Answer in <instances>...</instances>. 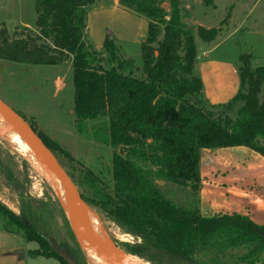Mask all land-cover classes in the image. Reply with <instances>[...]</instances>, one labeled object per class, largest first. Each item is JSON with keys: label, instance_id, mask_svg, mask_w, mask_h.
<instances>
[{"label": "trees", "instance_id": "1", "mask_svg": "<svg viewBox=\"0 0 264 264\" xmlns=\"http://www.w3.org/2000/svg\"><path fill=\"white\" fill-rule=\"evenodd\" d=\"M98 1L103 0H36L37 38L43 42H0L5 61L35 67L70 62L78 132L113 149L112 185L89 171L85 187L94 195L81 193L83 200L135 238L126 251L147 263L264 264V226L239 214L205 217L198 199L204 151L247 147L264 157V66L252 69L248 57L242 59L237 96L210 105L195 34L182 21L181 0H167V21L157 6L165 0H119L124 10L149 22L141 45L143 75L137 77L134 63L120 59L116 39L107 37L101 51L90 42L88 14ZM210 33L201 27L197 32L205 42ZM38 135L51 151L60 150ZM159 182L193 192L195 207L177 206ZM0 220L9 233L39 245L31 255L69 264L51 249L32 212L16 215L0 203ZM65 222L69 226L66 217ZM242 248L248 252L228 259Z\"/></svg>", "mask_w": 264, "mask_h": 264}, {"label": "rangeland", "instance_id": "2", "mask_svg": "<svg viewBox=\"0 0 264 264\" xmlns=\"http://www.w3.org/2000/svg\"><path fill=\"white\" fill-rule=\"evenodd\" d=\"M109 1L98 2L104 5ZM36 5V0H0V42L4 39L43 42L37 38ZM157 6L164 13L163 21H167L171 13L169 2L160 1ZM180 8L182 21L195 34L198 53L220 45L222 47L213 56L233 59L240 66L244 64L242 59L248 57L252 69L264 66V0H181ZM88 18L89 39L94 47L101 51L107 37L116 39L120 59L134 63L135 76H142L141 45L149 31L148 20L121 11H93ZM158 25L162 29L163 25ZM200 27L211 32L209 42L198 36ZM159 37L162 38V32ZM263 94L264 82L261 98ZM0 99L19 113L36 133L59 147L60 150L52 152L81 193L94 195L92 189L85 187L91 179L89 171L112 185L113 149L83 136L76 127L69 61L58 66L35 67L0 59ZM102 121L106 119L88 125L91 127ZM34 161L16 153L0 136V203L16 215L32 212L51 249L65 255L73 264H84L87 260L78 253L82 250L73 227L71 229L65 222L62 202L50 184L47 169L40 171ZM159 185L177 206L195 207L197 197L190 190L164 182ZM89 208L99 219L108 240L127 252L125 245L135 243L136 239L105 215ZM31 248L40 247L35 243ZM247 252L245 248L232 251L228 259H238Z\"/></svg>", "mask_w": 264, "mask_h": 264}, {"label": "crops", "instance_id": "3", "mask_svg": "<svg viewBox=\"0 0 264 264\" xmlns=\"http://www.w3.org/2000/svg\"><path fill=\"white\" fill-rule=\"evenodd\" d=\"M93 11L130 14L120 6L119 0L96 4L89 11V16ZM221 47L214 46L198 53L204 97L213 106L233 100L242 84L239 63L213 56ZM200 175L199 210L203 216L239 214L264 226L263 156L247 147L206 150L202 154ZM32 244L35 243L28 242L19 234L9 233L0 222V264H61L54 258L31 255V252L39 250L31 248Z\"/></svg>", "mask_w": 264, "mask_h": 264}, {"label": "water", "instance_id": "4", "mask_svg": "<svg viewBox=\"0 0 264 264\" xmlns=\"http://www.w3.org/2000/svg\"><path fill=\"white\" fill-rule=\"evenodd\" d=\"M109 36H111V33H109ZM0 113L6 114L13 119L16 127L26 135L28 143L31 145L35 154L43 163V165L46 167L50 175L56 180H58L60 184L63 186L65 193L67 195L69 206L75 218L76 227L79 232V235L87 245H89L92 249H94L97 256H101L105 259H110L113 261H120L130 264H145L144 260L140 259L139 257L129 254L119 249L118 247L114 246L111 240H110L111 246L107 247L98 239V237L96 236L95 232L91 227L89 220V212H91V210L83 200L81 192L77 187L76 183L69 176V174L66 172L64 167L60 164L57 157L47 147V145L44 143V141L41 139L38 133H36L35 130L16 111L10 108L1 99H0ZM66 218L71 227L67 215ZM72 231L80 245V242L73 229ZM55 252L66 262L68 261V258L65 255H63L57 250H55ZM68 263L73 264L70 261H68Z\"/></svg>", "mask_w": 264, "mask_h": 264}, {"label": "bare ground", "instance_id": "5", "mask_svg": "<svg viewBox=\"0 0 264 264\" xmlns=\"http://www.w3.org/2000/svg\"><path fill=\"white\" fill-rule=\"evenodd\" d=\"M0 136L2 139H4L7 142L8 146L12 150H14L16 153H20L21 155H23L24 157L28 159L37 161L38 166L40 168L39 170L45 171L46 167L43 165V163L40 161V159L35 154L31 145L28 143L26 135L22 133L16 127L13 119L10 116L3 114V113H0ZM37 163H35V165ZM36 171H38V169ZM46 175L50 181V184L53 185L54 191L56 192V194L58 195V197L60 198L62 202L64 211L80 242L82 252L84 256L86 257L87 263L88 264H130V263H125V262H120V261H113L110 259H105L101 256H97L94 249H92L89 245H87L82 240L81 236L79 235V232L76 227L75 218L69 206L67 195L65 193L63 186L60 184L58 180H56L50 175L48 170L46 171ZM89 220H90L91 227L93 231L95 232L96 236L98 237V239L105 246L110 247L111 242L108 240L106 234L104 233L103 228L101 227V224L97 216L93 214L92 212H89Z\"/></svg>", "mask_w": 264, "mask_h": 264}]
</instances>
